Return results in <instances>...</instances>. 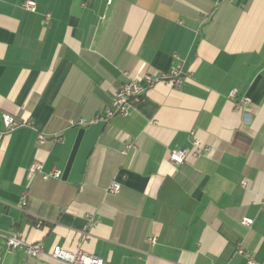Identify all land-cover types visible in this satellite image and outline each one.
<instances>
[{
  "label": "crops",
  "instance_id": "1",
  "mask_svg": "<svg viewBox=\"0 0 264 264\" xmlns=\"http://www.w3.org/2000/svg\"><path fill=\"white\" fill-rule=\"evenodd\" d=\"M28 1L0 0V264H59L54 247L105 264H247L242 249L264 264V0ZM174 63L181 87L70 125ZM33 163L61 177L29 178ZM13 233L44 253L9 249Z\"/></svg>",
  "mask_w": 264,
  "mask_h": 264
},
{
  "label": "built area",
  "instance_id": "2",
  "mask_svg": "<svg viewBox=\"0 0 264 264\" xmlns=\"http://www.w3.org/2000/svg\"><path fill=\"white\" fill-rule=\"evenodd\" d=\"M111 1H109L110 3ZM26 8L30 12H36L37 5L35 1L29 0L26 3ZM175 61H179L178 57L175 56ZM165 81L172 84L175 87H181L184 82V72L178 63H174L168 71L161 73L159 75L146 74L142 80L130 81L123 84L115 93L111 100L110 106L106 111L104 116L96 117L90 121H85L83 119L79 121H70L71 126L76 125H92L99 122H107L114 117H126L130 114L132 109L137 103L143 100L145 93L149 88L155 85L157 82ZM229 100L236 103L237 107L247 106L251 103V99L248 97H243L238 100V93L236 90L230 91L228 95ZM3 123L7 131H13L21 126L23 123L17 121L10 115H3ZM39 142L41 144L45 143V137L40 136ZM194 145L196 148L203 150L204 152H209L210 149L202 145L201 141L195 140ZM130 146H127L129 148ZM187 151L183 148L173 149L170 152L169 159L172 163L181 165L184 163ZM36 173L40 174L43 180L49 179H59L61 177V171L53 169L49 173H44L42 167L38 163H33L28 172L29 178H32ZM120 190V184L114 182L108 189L109 193H118ZM27 195H23L22 202L25 205ZM264 209V205H263ZM241 223L247 227L253 224V220L249 218H243ZM41 224H38L40 226ZM7 246L9 249H23L28 255L29 259L36 260L41 257L44 253L43 247L40 244H31L25 241L24 237L20 233H13L6 238ZM151 243L156 242L155 238H151ZM239 253L245 256L247 264H255L254 258L239 249ZM51 257L56 260L59 264H105L103 259L95 255H89L83 251L70 252L61 247H54L51 251ZM26 264H31L27 262Z\"/></svg>",
  "mask_w": 264,
  "mask_h": 264
}]
</instances>
